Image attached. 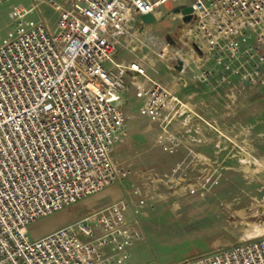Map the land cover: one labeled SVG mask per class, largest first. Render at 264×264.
<instances>
[{
  "label": "built area",
  "instance_id": "obj_1",
  "mask_svg": "<svg viewBox=\"0 0 264 264\" xmlns=\"http://www.w3.org/2000/svg\"><path fill=\"white\" fill-rule=\"evenodd\" d=\"M168 2L33 0L13 10L17 34L0 46V264H128L142 240L136 219L146 196L125 194L39 239L27 228L127 177L112 159L127 136L123 95L129 80L147 76L142 60L120 61L118 52L135 31L140 48L154 41L140 18H156ZM40 4L59 14L55 31L23 22ZM186 6L192 19L180 20L199 63L194 77L213 78L232 101L264 86V0ZM177 41L154 55L180 75L190 64ZM144 96L141 115L175 141L172 127L187 115L186 104L153 81ZM182 264H264V235Z\"/></svg>",
  "mask_w": 264,
  "mask_h": 264
},
{
  "label": "rangeland",
  "instance_id": "obj_2",
  "mask_svg": "<svg viewBox=\"0 0 264 264\" xmlns=\"http://www.w3.org/2000/svg\"><path fill=\"white\" fill-rule=\"evenodd\" d=\"M30 4L33 0H0V46L17 34L11 8ZM188 4L190 0H169L156 9L155 22L144 26L146 36L155 40L140 48L128 39L119 50L120 59L142 60L145 74L191 111L170 141L141 115L144 92L138 95L131 87L124 94L127 136L112 158L127 177L118 186L124 195L147 197L136 219L142 240L131 248L128 264H182L264 235V86L232 101L213 78L186 84L166 80L173 64L154 55L159 45L178 39L177 48L188 51L185 26L174 13ZM58 19L57 12L40 4L23 22L42 21L53 32ZM136 81L149 86L146 80ZM94 205L79 201L63 209L64 218L75 223ZM42 219L27 228L31 240L39 232L34 224Z\"/></svg>",
  "mask_w": 264,
  "mask_h": 264
},
{
  "label": "crops",
  "instance_id": "obj_3",
  "mask_svg": "<svg viewBox=\"0 0 264 264\" xmlns=\"http://www.w3.org/2000/svg\"><path fill=\"white\" fill-rule=\"evenodd\" d=\"M29 6H31V4L29 5ZM23 8H25V7H23ZM30 8V7H29ZM13 10H14V7H12L11 8V10H10V14L9 15H12V12H13ZM33 12V11H32ZM31 12V13H32ZM30 15V13L27 15V16H29ZM138 37L139 36V33H138V31H135L134 33H133V36H130V37H125V38H123V41H124V43H126V42H128V39L129 40H134L135 41V37ZM159 39V38H158ZM118 55H119V52H118ZM118 59L120 60V61H124V62H132V61H135V60H139V59H130V60H125V59H123L122 57H121V59H120V57H118ZM184 60L188 63V64H190V67H188V70H186L184 73H182V74H177L176 72H173V71H171L170 69H169V78L168 79H166V80H180L181 82H183L184 84H186L185 82H186V80H197L195 77H194V75L196 74V69H195V67H199V63H198V61H197V59L191 54V53H189L188 51L187 52H185L184 53ZM158 61V60H157ZM142 64H144L143 62H142ZM144 66V65H143ZM144 70L146 71V69H145V67H144ZM147 76V75H146ZM136 80H146L147 81V84L148 85H150V83H151V81L152 80H154V79H152L151 77L149 78L148 76L146 77V78H142V77H137L136 79H134V80H129L130 81V84H129V89L131 88V87H135V89H136V91L138 92V95L140 94L141 95V92H145V90H147V89H145L142 85H140V84H138L137 83V81ZM156 80V79H155ZM135 81H136V83H135ZM149 87V86H148ZM167 89V88H166ZM168 91H170L169 89H167ZM128 92V91H127ZM170 92H172V91H170ZM173 93V92H172ZM174 94V93H173ZM123 97H124V95H123ZM186 104V107H187V115L186 116H184V117H182L181 119H180V121L178 122V123H176L172 128V130L173 131H175V130H177V128L179 127V125L181 124V122L184 120V119H187V116H188V114H189V112H191L189 109H188V106H187V103H185ZM193 115H195V113H193L192 112V116ZM127 120V119H126ZM152 124V123H151ZM154 125V124H153ZM181 125H183V124H181ZM186 125V124H185ZM127 126V125H126ZM155 126V125H154ZM182 127V126H181ZM156 128H157V126H156ZM126 139V138H125ZM125 142V141H124ZM119 146H121V145H119ZM118 146V147H119ZM117 147V148H118ZM115 150V149H114ZM113 155V154H112ZM113 159V158H112ZM119 184H114V185H112V186H110V187H108V188H106L104 191H102V192H100V193H98V194H96V195H94V196H91V197H88V198H86V199H84V200H82V201H80V204H84V205H86V206H93L94 204H96L97 202H99L100 201V199L102 200V199H107L106 201H108L107 203H104L103 205H98V206H96V205H94V206H96L97 208H95V209H98V208H101V207H104V206H106V205H109V204H111V203H113L114 201H116L117 199H119L120 197H123L124 196V193H123V191L120 189V187L118 186ZM146 208V207H145ZM144 208V209H145ZM143 209V210H144ZM142 210V211H143ZM141 211V212H142ZM71 224H73V223H71L70 221L68 222L65 218H64V212H63V210L62 211H60V212H58V213H56V214H54L53 216H51V217H47V218H44V219H42V220H40V221H38L36 224H34V225H37L36 227H38L39 228V232H37L35 235H34V237H33V239H39V238H41V237H44V236H46V235H48V234H50V233H53V232H55V231H57V230H59V229H62V228H65V227H67V226H69V225H71ZM130 259V258H129Z\"/></svg>",
  "mask_w": 264,
  "mask_h": 264
},
{
  "label": "water",
  "instance_id": "obj_4",
  "mask_svg": "<svg viewBox=\"0 0 264 264\" xmlns=\"http://www.w3.org/2000/svg\"><path fill=\"white\" fill-rule=\"evenodd\" d=\"M191 12H192V9L187 6H182L174 10L175 14H179L181 16V20L183 23H187L192 19ZM140 19L144 24H147V25L153 24L155 22V18L151 14L143 15L141 16ZM191 46L195 52L200 54V51L194 44H191ZM181 67H182V62L177 60L176 63L174 64V69L177 72H179L181 70Z\"/></svg>",
  "mask_w": 264,
  "mask_h": 264
}]
</instances>
